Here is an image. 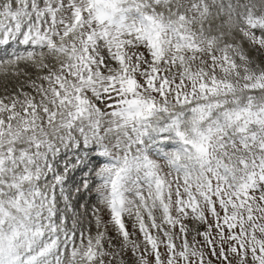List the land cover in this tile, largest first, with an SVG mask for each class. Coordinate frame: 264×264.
<instances>
[{
	"label": "snow or ice",
	"instance_id": "6c2138e0",
	"mask_svg": "<svg viewBox=\"0 0 264 264\" xmlns=\"http://www.w3.org/2000/svg\"><path fill=\"white\" fill-rule=\"evenodd\" d=\"M0 264H264V0H0Z\"/></svg>",
	"mask_w": 264,
	"mask_h": 264
}]
</instances>
